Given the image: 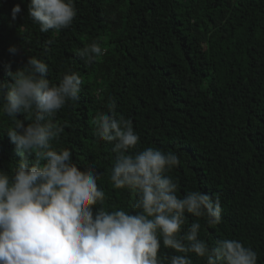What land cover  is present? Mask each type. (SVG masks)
<instances>
[{
	"label": "trees",
	"instance_id": "obj_1",
	"mask_svg": "<svg viewBox=\"0 0 264 264\" xmlns=\"http://www.w3.org/2000/svg\"><path fill=\"white\" fill-rule=\"evenodd\" d=\"M22 12L9 26L11 9ZM77 15L59 31L42 33L27 15V0H0V80L27 56L49 66L58 84L69 70L83 81L79 99L59 110L56 149L68 148L80 170L95 165L106 211H134L135 197L110 181L113 145L99 139L93 121L114 101L130 119L137 148L176 150L181 165L170 175L178 195L218 194L221 223L203 218L209 245L237 239L264 264V0H74ZM104 55L91 65L77 55L91 42ZM10 46L19 51L13 55ZM17 119L31 122L21 113ZM12 118L0 114V168L20 157L9 141ZM95 211V209H94ZM171 253L170 249H161ZM193 264H204L194 254Z\"/></svg>",
	"mask_w": 264,
	"mask_h": 264
},
{
	"label": "clouds",
	"instance_id": "obj_2",
	"mask_svg": "<svg viewBox=\"0 0 264 264\" xmlns=\"http://www.w3.org/2000/svg\"><path fill=\"white\" fill-rule=\"evenodd\" d=\"M21 12L20 4L12 7L9 26ZM27 15L46 33L68 28L77 11L74 0H27ZM18 51L9 47L13 55ZM77 55L91 65L104 49L93 41ZM4 72L0 114L12 118L7 136L20 159L11 172L0 168V264H193L191 254L204 264H257V252L237 239L209 245L200 238L201 224H188L186 214L209 227L220 224V196L198 190L178 195L170 175L181 165L177 151L138 149L131 120L117 114L111 100L107 113L93 121L95 134L113 145L112 187L135 201L134 211H106L95 165L80 170L68 148L52 143L64 131L54 122L57 112L79 99L80 74L69 70L52 83L48 64L30 56L14 71L5 64ZM21 113L31 122L17 119Z\"/></svg>",
	"mask_w": 264,
	"mask_h": 264
}]
</instances>
